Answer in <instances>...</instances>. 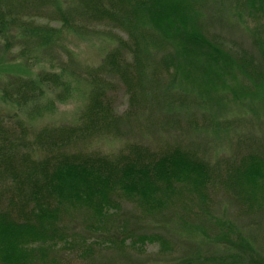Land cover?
Returning a JSON list of instances; mask_svg holds the SVG:
<instances>
[{"label":"trees","instance_id":"1","mask_svg":"<svg viewBox=\"0 0 264 264\" xmlns=\"http://www.w3.org/2000/svg\"><path fill=\"white\" fill-rule=\"evenodd\" d=\"M223 7L245 18L249 40L218 29ZM66 31L114 47L85 64L61 42ZM1 50H16L24 71L0 79V264L125 263L148 246L174 254L170 233L218 236L224 199L264 216V133L242 137L249 121L204 111L264 95V0H0ZM77 98L74 122L36 128ZM106 139L123 144L92 147ZM225 141L229 154L215 156ZM212 251L191 244L175 263L247 264Z\"/></svg>","mask_w":264,"mask_h":264},{"label":"rangeland","instance_id":"2","mask_svg":"<svg viewBox=\"0 0 264 264\" xmlns=\"http://www.w3.org/2000/svg\"><path fill=\"white\" fill-rule=\"evenodd\" d=\"M228 11L227 7H223L222 12H225L222 13L224 14V22L218 26V29L229 36H236L245 41L249 40L250 26L245 18L232 12L229 13ZM54 25L57 26V24ZM7 34L12 43L18 42L22 35L17 27H12L7 30ZM61 42L72 51L75 58L89 65H98L106 52L114 47V43L103 37H82L67 31L63 33ZM15 51L16 50H14L13 53L3 52V50L0 51V79H6L13 74L16 75L18 72L22 73L24 71L23 60L14 58ZM44 67L45 64L39 63L34 67L27 68V73L31 75L36 74L44 69ZM233 82L228 81L229 84L234 86ZM83 103L84 101L82 99L77 98L67 103L60 104L56 113L41 119L36 125V128H40L47 122L54 124L74 122ZM116 104L120 112L126 110L127 101L124 94L119 96ZM3 108H5V105L0 100V110ZM204 111H208L212 114L215 113V116L220 120L240 117L249 121L243 126V129L238 130L239 133L242 132V137L249 136L250 133H254L256 137H259L264 133V95H252L246 100L237 103L228 101L227 103L212 105L211 107H207V109L204 108ZM202 136L203 138L213 137L211 132H207L203 134L199 133L196 138L199 139L202 138ZM237 136L238 135L231 132L227 138L233 139L235 143H237ZM122 144V140L106 139L95 141L92 147L101 149L105 152H115L121 148ZM226 144H228L226 141L224 143L218 142V145L214 144V148L212 149L214 155H228L230 148L227 147ZM125 210L128 215L135 212L129 204L125 206ZM214 212L218 219L226 222L224 228L219 231L220 233L218 236L221 234L224 235L219 238H217L218 236H216V238H212V236L206 237L200 233L198 237L194 236V238L192 234L186 231L174 232L170 233V236L173 237V241H175L176 244L174 254L163 256L159 254L157 246H148L145 254L135 255L136 253H129L125 263L116 256H110V260L119 261L114 264H177L175 263V259L180 257L189 245L195 244L203 245L205 248L213 250L212 252L217 253V255H223L224 250L238 253L247 264H264V216L255 218V220H253L254 217L240 216L237 205L231 200L228 201L226 199L222 200V202L216 206ZM151 231L164 232L162 225H156L155 229ZM225 236H227V238ZM254 237L256 240L255 243L253 242ZM241 239L250 241V245L253 249L248 245L245 246ZM104 263L107 264V256L105 257Z\"/></svg>","mask_w":264,"mask_h":264}]
</instances>
